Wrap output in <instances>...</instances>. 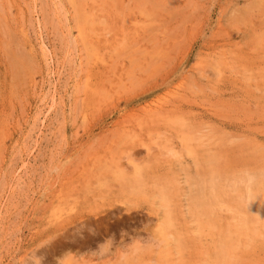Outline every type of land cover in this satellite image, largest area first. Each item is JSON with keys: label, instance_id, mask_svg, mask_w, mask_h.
Masks as SVG:
<instances>
[{"label": "rangeland", "instance_id": "obj_1", "mask_svg": "<svg viewBox=\"0 0 264 264\" xmlns=\"http://www.w3.org/2000/svg\"><path fill=\"white\" fill-rule=\"evenodd\" d=\"M0 264H264V0H0Z\"/></svg>", "mask_w": 264, "mask_h": 264}, {"label": "bare ground", "instance_id": "obj_2", "mask_svg": "<svg viewBox=\"0 0 264 264\" xmlns=\"http://www.w3.org/2000/svg\"><path fill=\"white\" fill-rule=\"evenodd\" d=\"M174 93H176V92H174ZM164 95H165V94H164ZM150 100H151V99H150ZM150 102H151V101H150ZM161 103H162V102H161ZM157 104H158V103L156 102V105H157ZM156 105H155V107H156ZM159 105H161V104H159ZM158 107H159V106H158ZM152 108H153V107H152ZM152 108H151V109H152ZM148 112H149V111H148ZM152 113H153V112H152ZM152 116H153V115H152ZM224 136H225V135H224ZM213 148H214V147H213ZM218 154H219V153H218ZM218 162H219V161H218ZM259 172H260V171H259ZM213 185H214V184H213ZM213 187H214V186H213ZM193 188H194V187H193ZM214 188H215V187H214ZM217 189H218V188H217ZM212 190H213V189H212ZM216 192H217V191H216ZM258 192H259V191H258ZM200 193H201V192H200ZM217 193H218V192H217ZM201 194H202V193H201ZM198 195H199V194H198ZM216 195H217V194H216ZM232 195H233V194H232ZM199 196H201V195H199ZM214 196H215V195H214ZM246 197H247V196H246ZM198 198H199V197H198ZM202 198H203V197H202ZM199 201H201V198L199 199ZM203 201H204V200H203ZM203 201H202V202H203ZM261 201H262V200H261ZM196 202H197V201H196ZM204 203H206V202H203V204H204ZM197 204H198V203H197ZM201 205H202V204H201ZM204 205H206V204H204ZM208 205H209V203H208ZM208 205H207V206H208ZM199 206H200V205H199ZM207 206H206V207H207ZM209 206H210V205H209ZM202 207H204V206H202ZM208 208H209V207H208ZM211 208H212V207H211ZM211 208H210V209H211ZM206 211H207V210H206ZM203 212H205V211H203ZM206 213H207V212H206ZM258 218H259V217H258ZM250 221H251V220H250Z\"/></svg>", "mask_w": 264, "mask_h": 264}]
</instances>
